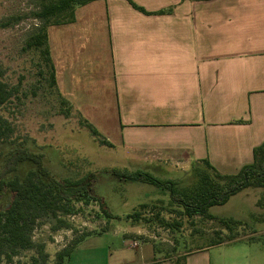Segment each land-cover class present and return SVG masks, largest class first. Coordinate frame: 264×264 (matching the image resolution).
Listing matches in <instances>:
<instances>
[{
	"label": "crops",
	"instance_id": "obj_1",
	"mask_svg": "<svg viewBox=\"0 0 264 264\" xmlns=\"http://www.w3.org/2000/svg\"><path fill=\"white\" fill-rule=\"evenodd\" d=\"M97 0L48 29L59 93L127 160L123 169L222 175L254 161L264 142V0ZM139 233V231H133ZM126 234V233H125ZM66 264H174L153 242L136 254L96 237ZM208 249L210 247H207ZM185 253V264H211Z\"/></svg>",
	"mask_w": 264,
	"mask_h": 264
},
{
	"label": "rangeland",
	"instance_id": "obj_2",
	"mask_svg": "<svg viewBox=\"0 0 264 264\" xmlns=\"http://www.w3.org/2000/svg\"><path fill=\"white\" fill-rule=\"evenodd\" d=\"M38 11L39 0H0V23L6 24L0 26V68L4 73L0 80L14 91L9 102L0 107V117L13 130L11 138L1 145L0 172H4L8 155L22 147L43 154L46 167L57 179H76L95 173L97 178L91 194L102 202L77 203L72 214L59 213L57 218L40 217L31 232L34 247L18 250L11 260L2 255L0 264H31L34 257L37 264H54L58 252L90 232H102L97 240L112 251L129 254H136L139 248H147L153 242L156 257L164 258L206 249L220 238L233 237L234 241L207 248L208 252L194 258L210 259L211 264H264V205H257L259 200L264 203L263 189H245L226 204L212 207L210 212L217 220L189 219L163 211L165 218L182 221L176 230L128 217L143 204L168 202L169 192L151 183L119 181L109 172L128 167L122 151L101 145L78 112L61 105L59 93L50 86L49 72L40 52L26 47L29 38L42 26L35 16ZM32 168L33 163L26 161L6 177L22 176ZM132 168L134 172H146L162 181L176 182L181 188L194 184L191 174L187 176L175 168L161 172H153L152 166ZM13 199L8 190L1 193L0 213ZM152 214L153 210L142 212V218H153ZM229 218L243 225H231L232 229L223 227L219 219ZM62 221L66 227H61ZM131 241H138L141 247L130 248ZM41 250L43 253H39ZM4 251L9 252L8 248Z\"/></svg>",
	"mask_w": 264,
	"mask_h": 264
},
{
	"label": "trees",
	"instance_id": "obj_3",
	"mask_svg": "<svg viewBox=\"0 0 264 264\" xmlns=\"http://www.w3.org/2000/svg\"><path fill=\"white\" fill-rule=\"evenodd\" d=\"M94 1L97 0H39V11L35 16L42 22V26L29 38L26 47L40 52L49 72L50 86L55 88L58 93L56 71L52 63L48 42V29L52 26L73 23L76 20V9ZM127 1L135 10L145 15H164L171 12V10L149 12L133 0ZM5 25L0 23L1 27H5ZM3 74L0 68V79ZM13 95L14 91L0 80V107L9 102ZM59 96L61 97L62 106H67L69 110L73 109L70 102L63 98L60 93ZM82 121L91 134L99 139L101 145L113 147V144L104 138L92 124L83 118ZM12 133L13 130L8 121L0 117V158L3 153L1 145L11 138ZM253 158L252 164L244 166L235 175H222L208 160H202L198 165L195 164L192 167L191 175L193 176L194 184L189 188H181L176 182L162 181L142 171L134 172L128 169L114 168L109 172L119 181L151 183L168 190L170 195L168 202L158 200V203L152 205L143 204L128 217L135 221L153 222V224L167 230H176L182 226V221L177 219L171 221L165 218L163 211H170L168 213H174L178 217H187L189 219L201 217L208 220H217L218 218L210 212L212 207L226 204L231 197L248 188L264 190V142L254 148ZM26 161L33 163L32 169L22 176L6 177L8 173L17 171L19 166ZM96 178L95 173H89L76 179L60 180L54 177L52 172L46 167L43 154L33 153L22 147L12 151L6 158L4 172H0V195L5 190L14 195L11 204L5 211L0 213V260L3 257L2 255H6L11 260L12 255H15L18 250L34 247L31 240V232L40 217L52 215L57 218L59 213L62 215L72 214L77 203H101L100 198L91 194ZM257 205L262 206L264 203L259 200ZM101 209L109 218L111 217L103 204H101ZM149 210H153V218L143 219L142 212ZM251 217L256 216L252 215ZM219 221L227 229H232L231 225H243L241 221L233 218L219 219ZM61 223V227H66L67 224L65 222L62 221ZM92 234L90 232L85 237ZM85 237L76 240L72 245L58 252L54 264H66L76 245ZM234 240L233 237H229L227 240L220 238L207 247ZM4 248H8L9 252L6 253ZM203 248L205 247L201 249ZM39 253H43L42 250ZM37 261V258L34 257L31 264H37ZM174 264H185V257L183 255L178 257Z\"/></svg>",
	"mask_w": 264,
	"mask_h": 264
},
{
	"label": "built area",
	"instance_id": "obj_4",
	"mask_svg": "<svg viewBox=\"0 0 264 264\" xmlns=\"http://www.w3.org/2000/svg\"><path fill=\"white\" fill-rule=\"evenodd\" d=\"M140 246V243L138 241H132L131 242V247L132 248H136V247H139Z\"/></svg>",
	"mask_w": 264,
	"mask_h": 264
}]
</instances>
